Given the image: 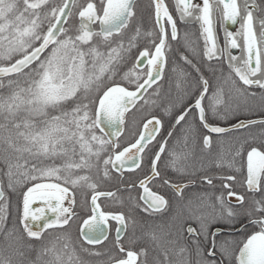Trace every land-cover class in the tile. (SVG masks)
<instances>
[{"label": "snow or ice", "instance_id": "1", "mask_svg": "<svg viewBox=\"0 0 264 264\" xmlns=\"http://www.w3.org/2000/svg\"><path fill=\"white\" fill-rule=\"evenodd\" d=\"M217 2L223 5L225 21L233 25L240 22V32L225 31L224 48L217 44L212 0H174V10L180 21L194 18L199 22L207 61H219L229 50L228 67L242 86L264 91V0H244L243 5L238 0ZM153 7L158 26L150 40L153 48L139 51L128 70L123 71L122 65L126 66L127 56L136 47L140 30L135 29L127 44L117 38L137 16L136 0H88L77 13L76 29L69 24L77 8L76 0H0V88L10 89L8 95H0V163L4 165L0 176L7 178L6 183L0 179V231L6 239L16 236V226L7 227L13 215L11 196L23 183L30 182L20 192L15 213L24 238L41 243L36 260L30 264H81L70 237L57 238L63 240L59 249L56 244L49 247L44 242L49 229L66 231L77 219L79 235L89 245L107 240L109 222H116L115 243L123 255L110 258L111 264H150L146 247L135 251L121 243L128 217L122 211H105L101 207L100 197L115 194L99 191L98 183L89 174L95 169L102 178L111 179L116 173L122 181L126 168L143 172L129 183L130 188L141 190V211L149 215L172 212L162 226H157L168 228L169 247L161 248L151 264H264V151L252 147L246 157L244 184L248 192L259 193V199L247 201L244 194L236 192L234 174L201 176V182L213 188L214 179L221 181L219 195L205 193L195 202L184 195L192 184V174L182 163L187 160L186 154H178L168 145L176 126L184 132L186 146L193 126L206 130L208 134L201 133V138L208 149L212 147L211 134L221 135L257 123L264 126V120L240 121L231 129L210 123V114L216 116L217 106L224 103L223 90L217 87L209 98V81L193 59L180 55L196 74L188 78L185 89L190 102L178 109L176 105L165 108L174 121L173 130L162 136L163 122L152 115L144 118L134 141L127 146L118 142L126 116L133 109L139 110L141 101L144 105L155 104L151 96L145 97L149 89L151 95L159 96L158 82L164 79L168 65V41L178 39L177 18L168 3L153 0ZM94 37L106 46L105 52L93 44ZM237 37L242 38V45ZM231 49L242 50V63ZM185 77L181 71L179 78ZM49 109L60 110L59 115L49 116ZM37 117L44 119L37 122ZM77 146L78 161L74 158ZM241 154L242 146L235 157ZM56 157L65 159L60 165L43 162ZM227 167L232 169V163ZM169 169L188 182L177 183L167 174ZM156 185L168 189L171 195L166 198L159 189L154 191ZM79 188L91 192L86 218L77 211ZM36 222H41L39 229ZM151 239L157 240L155 232ZM49 253L53 259L44 261L42 258ZM24 257L23 246H18L8 255H0V264H25Z\"/></svg>", "mask_w": 264, "mask_h": 264}, {"label": "flooded vegetation", "instance_id": "2", "mask_svg": "<svg viewBox=\"0 0 264 264\" xmlns=\"http://www.w3.org/2000/svg\"><path fill=\"white\" fill-rule=\"evenodd\" d=\"M59 1L60 0H55L56 3H59ZM165 2L168 3L169 10L172 12L174 18H177L178 37L179 33H181L185 37L193 39V41H191L195 44L194 52L200 60L205 59L203 55L204 38L199 30V22L194 18H188L185 21H180L178 18V13L174 10V0H165ZM194 2L200 3L201 0H194ZM259 2L260 0H257V3ZM212 3L214 4L215 8L213 15L216 22L215 28L217 33V44L220 48H224L225 45L223 37L225 31H231L234 33L240 32V22L238 21L237 24L233 25L230 21H225L223 19V5L219 4L217 0H212ZM238 3L243 5L244 0H238ZM254 15H259V13H254ZM153 18L155 22L154 11ZM165 26L168 27L167 24H165ZM156 29L158 31L157 25ZM147 31H153V29L150 27V29H148ZM237 39L242 45V38L237 37ZM169 40L172 41L170 38ZM228 51L229 50H226L223 53V58L220 59L223 60L221 62L223 66L222 72L221 70L220 72H218L216 67L217 63L215 62H196L201 67L203 76H209H204V78L209 81V98L211 97L212 92L217 89V87L223 90L224 103L217 106V115L211 116L210 114L209 120L210 123L220 127H229L242 120L264 118V91L256 87L249 89L246 86H242V82H239L238 77H235L228 67ZM230 51L232 55L240 57L241 59L238 62L242 63V59L244 57V53L242 52V50L231 49ZM184 83L186 84L182 88H179L180 90H183V94L176 96L178 97V99L182 100L177 104L176 109H178L181 104L190 102L188 96L185 94V89L188 87V79L184 80ZM193 91H195L194 88ZM251 93H255V95H251ZM205 103H208V99L205 100ZM175 112L176 110L173 111V115L175 114ZM164 114L165 116H167L168 121V124L164 128L165 133L163 134L166 135L168 131L173 130L171 126L174 121L166 112H164ZM257 124H253L249 128H239L235 131H230L221 135L211 134L213 137L211 149L205 148L202 143L201 133L208 134L206 130L196 129L195 126H193L191 138L188 139L186 146L184 132L181 130L180 126L175 127V129L173 130V137L170 138L174 140L172 144L174 146H177V148L173 150L178 154H186L187 160L182 161V163L186 165L187 172L192 174V184L189 188H186L184 190V195L186 198H192L195 202L196 197L202 196L205 193H214L216 195H219L220 191L222 190L220 187L221 181L219 179H214V188L203 184L201 182V176L205 174L211 175L213 177L234 174L237 177L236 181L233 182V187L236 192L244 194L247 201L260 198L259 193L253 194L251 192H248L246 190V185L244 184V180L246 178L247 152L250 151L252 147H257L261 151H264V126H257ZM157 139H159V137H157ZM153 143L155 144V142ZM241 146V156L235 157L236 150L241 148ZM229 163H232V169H229L227 167ZM217 164H223L224 166L217 167ZM236 168H239L240 172H235ZM146 170L147 169L145 168V171ZM129 172L130 171H128L127 169L123 170V176H125ZM167 174L175 179L177 183L188 182L187 179H181L179 176H177L171 169L168 170ZM118 189V192H116V190L111 191L116 194L115 212H123L125 210H129L131 215H133V217H136L137 211H141L138 205V198L141 194V190L139 188H130L129 184L120 185ZM158 189L161 194L166 196V198L171 195L168 189H161L158 185L153 187L154 191ZM109 198L110 197H101L99 198L98 202L100 203L101 199ZM103 204L104 205H101V207L104 208L105 211H108L106 207L107 202H104ZM141 212L144 213L143 211ZM144 214L146 215L147 225L149 226L147 238H139L137 227H132L135 224L131 225V223H129L128 221V227L122 233L121 243L126 249L130 248L131 250L135 251H138L140 247H146L148 249V259L151 264L153 256L157 255L161 248L169 247L167 243L168 238L166 236L168 228L157 226H162L165 220L172 215V212L169 211L166 213L151 215L146 213ZM109 224L110 230L108 233V239L97 245H103L104 248H108V246L113 247L118 252L119 256H122L123 254L119 253L115 243L116 222L110 221ZM152 232H155L157 235L156 241H153L151 239Z\"/></svg>", "mask_w": 264, "mask_h": 264}, {"label": "trees", "instance_id": "3", "mask_svg": "<svg viewBox=\"0 0 264 264\" xmlns=\"http://www.w3.org/2000/svg\"><path fill=\"white\" fill-rule=\"evenodd\" d=\"M168 1V0H166ZM61 0L59 1V3ZM88 0H76L77 8L73 9V15L69 18V24L73 26V29L79 27L77 13L80 9V6L86 5ZM137 16L133 18L130 22L128 29L124 30L122 35L117 39H122L125 44H127L130 37L135 35V28H139L140 36L136 40V47L131 50V53L127 56L126 66L122 65L123 71H127L128 67L134 61L135 56L138 54L139 51H142L145 47H148L152 50L153 46L150 43V40L155 37L156 33L158 32L156 29V24L153 18V0H137ZM153 31H147L150 29ZM96 30H98V26L95 25ZM147 33H152L153 36L149 37ZM193 39L185 37L183 34L179 33V37L175 41H168L169 43V51L167 52L168 55V65L164 70V79L160 80L158 83L159 87V96L151 95L152 90L149 89V93L146 95V99L151 96V99L155 101V104L149 103L147 105L143 104V101L140 102L142 107H139V110L133 109L131 113L126 116L125 124L123 126L122 135L118 138V142L124 146H127L130 142L134 141L136 138L137 133L141 130L142 121L145 117L151 118L152 115L159 117L163 122V129L161 131V135L165 133V126L168 124L167 116H165V108L171 105H176L181 102V99H178V95L183 94L182 88L186 83L184 80H187L191 76H195L196 74L192 71L191 67L185 65L183 61L180 59V55L184 54L187 55L190 59H193V62H210L206 59H199L196 53L194 52L195 44L192 42ZM93 44L99 48L101 52H105L106 46H104L98 38L93 39ZM223 60H212L211 62L217 63V70L218 72H222ZM175 69V70H174ZM183 71L186 74L184 79L179 78V73ZM122 75V72H121ZM205 77H209L208 75H204ZM4 83L7 84V78H5ZM180 85L177 87V85ZM27 86L26 84L24 85ZM156 87V85H153ZM10 89L8 88H0V95H8ZM176 109H173V111ZM49 116L51 115H59L60 110L58 109H49ZM23 115V113H21ZM37 122L44 119L43 117L35 118ZM0 122H2V118H0ZM260 126V124H257ZM173 139H169L168 145L170 148L175 149L177 146H174ZM151 147V146H150ZM27 158V154H25ZM0 158H2V154H0ZM77 161L79 160V147L77 146V153L74 157ZM30 159V158H29ZM65 158L56 157L52 159L44 160V164H52L55 163L56 165H60L63 163ZM4 168L3 163H0V170ZM93 176V179L98 183V190L103 192L115 191L118 192V187L120 185L129 184L130 181L136 180L138 176H142L143 172L139 169L135 172H129L125 176H123V180H119L116 178L118 174L113 173V178L111 179H104L102 178V174L98 173L95 169L89 173ZM6 183L7 178L0 176ZM30 184V182L23 183L20 187H18L16 193L11 196V208L13 215L9 217V222L7 224L8 228H12L13 225L16 226V236L6 239L4 232L0 231V255H8L10 254L14 248L18 246H23L25 251V264H30V262L35 261L36 257L40 251L41 243L38 241H29L28 239L24 238L23 231L19 227L18 219L16 216V208L17 205L20 203L21 197L20 192L22 189L26 188ZM115 197H110L109 199H101L100 204L103 206L104 202H107V209L108 211L115 212ZM90 198L91 192L86 188H79L76 190V200H77V211L79 212L80 217L86 218L88 214V210L90 208ZM138 203V200H137ZM139 205V203H138ZM104 209V208H103ZM128 217L129 223L133 225L132 227L138 229V237L145 239L148 236L149 226L147 225L146 215L141 211H137L136 217L129 212V210L123 211ZM133 220L135 223H133ZM79 227H80V219L75 220V222L71 223V225L67 228L66 231L64 230H53L49 229L44 235V242L49 247L52 244H56L57 248L59 249L60 244L63 243V240H58L57 238H62L65 236L70 237L71 243L75 249L76 257L81 262V264H111L112 257H119L118 252L113 247L104 248L103 245H88L86 244L79 235ZM92 253H100V255H94ZM44 261L52 260L53 257L51 253L45 255L42 258Z\"/></svg>", "mask_w": 264, "mask_h": 264}, {"label": "water", "instance_id": "4", "mask_svg": "<svg viewBox=\"0 0 264 264\" xmlns=\"http://www.w3.org/2000/svg\"><path fill=\"white\" fill-rule=\"evenodd\" d=\"M77 18H78V23H79V17H78V15H77ZM94 26H95V25H93V28H95ZM260 120H264V118H256V119L242 120V121L248 122V121H260ZM239 122H240V121H239ZM239 122L235 123L234 125L238 124ZM232 126H233V125H232ZM232 126L224 127V128L231 129ZM126 169H127V168H126ZM0 179H1V177H0ZM100 198H101V197H100ZM39 206L43 207V205H39ZM51 217H52V214L49 212V213H48V218H51ZM40 224H41V222H36L35 227H36L37 229H39Z\"/></svg>", "mask_w": 264, "mask_h": 264}]
</instances>
